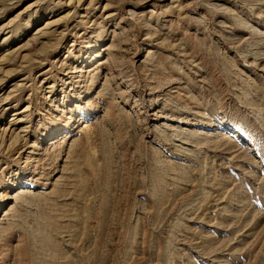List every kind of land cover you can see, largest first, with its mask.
I'll list each match as a JSON object with an SVG mask.
<instances>
[{
    "label": "rangeland",
    "instance_id": "obj_1",
    "mask_svg": "<svg viewBox=\"0 0 264 264\" xmlns=\"http://www.w3.org/2000/svg\"><path fill=\"white\" fill-rule=\"evenodd\" d=\"M0 264H264V0H0Z\"/></svg>",
    "mask_w": 264,
    "mask_h": 264
},
{
    "label": "bare ground",
    "instance_id": "obj_2",
    "mask_svg": "<svg viewBox=\"0 0 264 264\" xmlns=\"http://www.w3.org/2000/svg\"><path fill=\"white\" fill-rule=\"evenodd\" d=\"M177 2V1H176Z\"/></svg>",
    "mask_w": 264,
    "mask_h": 264
}]
</instances>
